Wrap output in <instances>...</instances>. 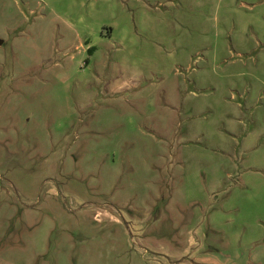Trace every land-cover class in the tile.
<instances>
[{
  "label": "rangeland",
  "instance_id": "1",
  "mask_svg": "<svg viewBox=\"0 0 264 264\" xmlns=\"http://www.w3.org/2000/svg\"><path fill=\"white\" fill-rule=\"evenodd\" d=\"M0 264H264V0H0Z\"/></svg>",
  "mask_w": 264,
  "mask_h": 264
}]
</instances>
